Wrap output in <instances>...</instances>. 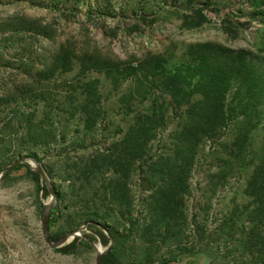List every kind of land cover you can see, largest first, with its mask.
Segmentation results:
<instances>
[{
  "label": "rangeland",
  "instance_id": "1",
  "mask_svg": "<svg viewBox=\"0 0 264 264\" xmlns=\"http://www.w3.org/2000/svg\"><path fill=\"white\" fill-rule=\"evenodd\" d=\"M22 158L51 234L117 264H264V0H0V174ZM44 184L0 185V264H95L45 241Z\"/></svg>",
  "mask_w": 264,
  "mask_h": 264
},
{
  "label": "water",
  "instance_id": "2",
  "mask_svg": "<svg viewBox=\"0 0 264 264\" xmlns=\"http://www.w3.org/2000/svg\"><path fill=\"white\" fill-rule=\"evenodd\" d=\"M20 165H26L31 169L32 172L37 173L41 177L42 181H44L47 189L50 192L51 199L49 202H47L44 205V208L42 210V219H41L44 239L50 245V248L51 249H61L65 247L66 245L72 243L76 238L83 237L88 241V243L93 247V249L96 252L95 264H102L103 257L110 249V246L105 250H101V251L98 250V246H96L93 242H90L89 239L84 234V228H81L75 232L69 233L68 235L61 238L57 242L53 241L52 236H51L52 234L50 231L49 218H50V214L52 210L56 207L58 201H57L56 192L53 188L51 180L47 172L41 166L38 160L34 158H22L20 160L15 161L0 174V185L3 184L5 180L8 178V176Z\"/></svg>",
  "mask_w": 264,
  "mask_h": 264
},
{
  "label": "trees",
  "instance_id": "3",
  "mask_svg": "<svg viewBox=\"0 0 264 264\" xmlns=\"http://www.w3.org/2000/svg\"><path fill=\"white\" fill-rule=\"evenodd\" d=\"M255 4H258L260 2V0H254ZM22 169H26L28 174L38 183V184H41L42 183V179L41 177L37 174V173H34L31 171V169L26 166V165H20L18 166L12 173L16 172V171H19V170H22ZM11 173V174H12ZM11 174L8 176V178L11 176ZM7 178V179H8ZM42 190H43V195L44 196H48L50 194L49 190L47 189L46 185H42ZM100 236L105 240V237L103 235L102 232H99ZM86 237L89 239L90 242H93L95 241V238L94 236H91V235H88V234H85ZM52 239L54 242H57L59 241L61 238H63L62 235H60V233H57V234H52ZM78 241H79V238H76L72 243L66 245L65 247L59 249L60 253L64 254V255H71L73 254L77 249H78ZM102 264H117L116 262L112 261V255L111 254H106L104 257H103V260H102Z\"/></svg>",
  "mask_w": 264,
  "mask_h": 264
},
{
  "label": "bare ground",
  "instance_id": "4",
  "mask_svg": "<svg viewBox=\"0 0 264 264\" xmlns=\"http://www.w3.org/2000/svg\"><path fill=\"white\" fill-rule=\"evenodd\" d=\"M98 250H100V251H101L102 249H101L100 247H98Z\"/></svg>",
  "mask_w": 264,
  "mask_h": 264
}]
</instances>
